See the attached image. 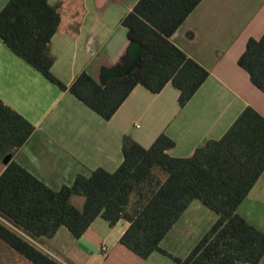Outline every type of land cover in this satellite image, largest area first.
Wrapping results in <instances>:
<instances>
[{
  "label": "trees",
  "instance_id": "obj_1",
  "mask_svg": "<svg viewBox=\"0 0 264 264\" xmlns=\"http://www.w3.org/2000/svg\"><path fill=\"white\" fill-rule=\"evenodd\" d=\"M200 0H138L121 19L129 40L141 46L135 65L104 84L87 71L70 85L51 72L50 39L60 15L47 0H8L0 10V38L50 82L68 90L94 112L109 119L137 84L152 93L170 82L183 106L208 71L176 47L170 36ZM237 63L264 93V32L247 39ZM34 127L0 100V158L19 148ZM174 141L159 134L145 148L125 135L123 160L112 172L96 168L77 174L58 190L10 159L0 173V239L33 264H62L36 245L64 225L79 238L102 217L110 226L128 222L120 243L146 258L153 252L176 264H256L264 255V233L237 212V207L264 169V117L245 107L219 139L207 140L188 157H172ZM73 195L84 199L81 209ZM199 200L217 218L184 258L160 247L162 238Z\"/></svg>",
  "mask_w": 264,
  "mask_h": 264
},
{
  "label": "crops",
  "instance_id": "obj_2",
  "mask_svg": "<svg viewBox=\"0 0 264 264\" xmlns=\"http://www.w3.org/2000/svg\"><path fill=\"white\" fill-rule=\"evenodd\" d=\"M7 1L0 0V10ZM137 1L47 0L60 15L50 39L52 74L68 86L84 70L100 84L127 73L142 48L128 39L121 19ZM263 32L264 0H200L170 41L208 71L206 79L183 106L170 82L157 93L137 84L109 119L58 88L0 38V100L34 127L24 144L0 158V173L6 164L3 158L10 155L49 188L58 190L71 185L77 174L88 176L99 167L114 171L123 160L125 135L147 148L164 133L174 141L166 153L188 157L207 140L221 138L245 107L264 117V93L237 63L247 39H258ZM80 197L70 198L78 209L84 202ZM199 204V200L191 201L162 238V249L166 250L163 240L180 218L191 206L200 208ZM237 212L264 233V169ZM127 226L125 220L110 226L97 216L79 238L61 225L53 236H40L35 243L62 264H162L157 254L167 255L153 252L142 258L120 243ZM177 230L179 235L175 233L173 239H179L183 229ZM10 255L29 261L0 239V264H17ZM256 264H264V255Z\"/></svg>",
  "mask_w": 264,
  "mask_h": 264
},
{
  "label": "rangeland",
  "instance_id": "obj_3",
  "mask_svg": "<svg viewBox=\"0 0 264 264\" xmlns=\"http://www.w3.org/2000/svg\"><path fill=\"white\" fill-rule=\"evenodd\" d=\"M78 199L84 200L83 197H80ZM199 205L200 208L191 206L189 211L180 218L179 222L175 226V230L171 234L166 236L163 240V247H165L167 251L173 253L175 256H180V258H184L185 256H187V254L190 252L196 242L200 240V238L213 224V222L211 221V217H217L216 214L209 210L207 207L203 206L202 204ZM187 217H191L190 223L187 222ZM184 221L185 226H182ZM179 228L183 229L180 232L179 239H173V235L177 233V229ZM176 235L179 234L177 233ZM1 254L3 256L8 255L7 252H3ZM157 255L158 257H161V259H163L162 264H175L172 258L168 256H163L161 254ZM10 256L14 261H17V264H33L25 260L24 258H20V256Z\"/></svg>",
  "mask_w": 264,
  "mask_h": 264
},
{
  "label": "water",
  "instance_id": "obj_4",
  "mask_svg": "<svg viewBox=\"0 0 264 264\" xmlns=\"http://www.w3.org/2000/svg\"><path fill=\"white\" fill-rule=\"evenodd\" d=\"M10 159V155H6L4 158H3V163H7Z\"/></svg>",
  "mask_w": 264,
  "mask_h": 264
},
{
  "label": "built area",
  "instance_id": "obj_5",
  "mask_svg": "<svg viewBox=\"0 0 264 264\" xmlns=\"http://www.w3.org/2000/svg\"><path fill=\"white\" fill-rule=\"evenodd\" d=\"M105 250H106V248L103 246V247H102V251L104 252Z\"/></svg>",
  "mask_w": 264,
  "mask_h": 264
}]
</instances>
